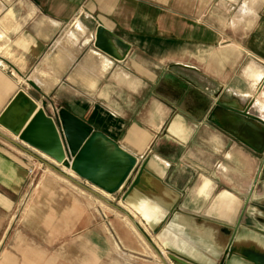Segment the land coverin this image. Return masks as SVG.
<instances>
[{
    "label": "crops",
    "instance_id": "1",
    "mask_svg": "<svg viewBox=\"0 0 264 264\" xmlns=\"http://www.w3.org/2000/svg\"><path fill=\"white\" fill-rule=\"evenodd\" d=\"M20 90L136 166L110 201L0 124V264H264V0H0V115Z\"/></svg>",
    "mask_w": 264,
    "mask_h": 264
},
{
    "label": "water",
    "instance_id": "2",
    "mask_svg": "<svg viewBox=\"0 0 264 264\" xmlns=\"http://www.w3.org/2000/svg\"><path fill=\"white\" fill-rule=\"evenodd\" d=\"M228 107L240 122L243 115L233 105ZM0 124L20 140L109 194L123 186L136 166V158L103 133L92 131L63 109L54 120L22 90L17 92L0 115ZM243 125L248 127V142L245 143L255 152H264V131L261 132L250 121ZM137 183L138 177L131 183L129 191ZM172 259L178 264H193L175 256Z\"/></svg>",
    "mask_w": 264,
    "mask_h": 264
},
{
    "label": "rangeland",
    "instance_id": "3",
    "mask_svg": "<svg viewBox=\"0 0 264 264\" xmlns=\"http://www.w3.org/2000/svg\"><path fill=\"white\" fill-rule=\"evenodd\" d=\"M53 165H46V164H39L35 163L32 165V172H31V183H30V194L25 196L22 205L18 207L17 212H14V218H22L24 215L27 205L29 204L30 201H32V193H34L37 189V187L40 186L41 180L45 178L46 175L51 174L53 172L52 169ZM63 169H65L63 166H61ZM102 195L109 199L110 201H116L117 198L115 196H112L108 193L101 192ZM94 201L100 203L102 206H106L105 203L99 199V197L94 196ZM94 264H123L122 260H119L116 255H114L111 259L108 261L106 260H95Z\"/></svg>",
    "mask_w": 264,
    "mask_h": 264
},
{
    "label": "bare ground",
    "instance_id": "4",
    "mask_svg": "<svg viewBox=\"0 0 264 264\" xmlns=\"http://www.w3.org/2000/svg\"><path fill=\"white\" fill-rule=\"evenodd\" d=\"M69 170V169H68Z\"/></svg>",
    "mask_w": 264,
    "mask_h": 264
}]
</instances>
